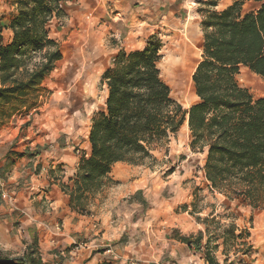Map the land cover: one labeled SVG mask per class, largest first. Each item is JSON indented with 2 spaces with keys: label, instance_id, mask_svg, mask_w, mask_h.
I'll return each mask as SVG.
<instances>
[{
  "label": "trees",
  "instance_id": "16d2710c",
  "mask_svg": "<svg viewBox=\"0 0 264 264\" xmlns=\"http://www.w3.org/2000/svg\"><path fill=\"white\" fill-rule=\"evenodd\" d=\"M65 1L15 0L17 15L5 27L13 33L11 43L4 44L0 26V106L22 112L20 107L63 59L49 25L65 17ZM252 1L259 8L244 13L243 6ZM218 3L204 2L211 9L203 13L202 59L192 77L199 102L189 111L172 98L159 68L160 47L154 42L141 50L121 51L105 71L102 82L108 96L105 109L92 120L91 155L81 157L76 175L68 180L72 186L60 183L72 210L88 212L91 196L113 183L110 174L116 164L155 162L154 153L167 152L172 137L188 122L191 150L206 154L208 188L226 199L224 213L233 206L264 211V98L255 100L238 81L243 67L264 79V0H234L221 12L215 11ZM141 193L131 199L140 196L143 202ZM193 207L190 214L204 229L196 236L176 234V239L203 254L205 264H235L241 253L252 250L245 240L250 232L239 231L235 223L221 234L210 231L209 224L222 230L221 220L228 215L215 210L202 218L204 210ZM231 242L241 247L234 260L229 254ZM35 253L12 258L0 250V264H42Z\"/></svg>",
  "mask_w": 264,
  "mask_h": 264
},
{
  "label": "crops",
  "instance_id": "0c3cea01",
  "mask_svg": "<svg viewBox=\"0 0 264 264\" xmlns=\"http://www.w3.org/2000/svg\"><path fill=\"white\" fill-rule=\"evenodd\" d=\"M82 1L95 9L86 15L76 12L80 14L76 18H88L104 9L102 16L109 15L114 22L105 25L108 24L112 37H118L119 44L107 48L96 66L91 64L93 60L91 65L86 61L80 47H74L73 54L63 50L64 58L73 55L72 59L59 61L41 85L50 95L48 103L37 113L24 109L18 120L13 118L0 127V250L14 258L35 251L42 264H54L58 258L56 249L86 240L70 251L74 259L69 264H171L175 257L177 264H205L203 254L178 239H167L165 226L151 220L148 213L140 216L139 201L121 204L122 199H131L148 187L135 172L110 174L123 188L118 190V196L110 194L98 213L97 225L91 218L72 211L61 180L56 179L59 169L64 170L67 181L76 174L80 157L75 150L83 151L87 157L91 155L92 120L104 110L96 102L98 86L112 66L109 60L114 61L121 51L130 53L145 47L130 45L138 24L151 26L161 12L166 20L175 17L179 11L188 10L190 0L78 3ZM141 9L146 10L142 17ZM16 15L14 11L10 20ZM8 25L3 24L5 45L13 39L12 31L5 28ZM60 62L64 64L58 68ZM107 96L108 89L105 100ZM121 164L125 163L115 166Z\"/></svg>",
  "mask_w": 264,
  "mask_h": 264
},
{
  "label": "rangeland",
  "instance_id": "374dc122",
  "mask_svg": "<svg viewBox=\"0 0 264 264\" xmlns=\"http://www.w3.org/2000/svg\"><path fill=\"white\" fill-rule=\"evenodd\" d=\"M204 2L206 3L208 0H190L187 3L188 10L179 11L175 14V17L172 16L167 18V20L164 18V12H161L150 24L151 26H143L141 22V24L135 27V35L132 37V41H130L132 47L146 46L149 42H154L159 45L161 55L159 68L162 78L169 85L172 98L177 101L186 112L189 111L194 104L199 102V98L194 89L192 91L187 90L188 84L183 86L181 83H177L170 74L171 72L169 71V73L168 70H165L164 63L169 54L176 48H179L180 44L184 42H186L192 50L194 66L201 61L204 43V33L202 29L203 13L211 9L207 5H204ZM233 2L234 0H219L215 11H223L232 5ZM64 6L66 12L65 17L62 19H54L49 25L51 36L60 44L62 53L63 50H65L73 54V52H75L73 48L76 46L80 47L85 53L86 61L90 64V60H93L91 64L96 66L102 61L107 48L119 44L118 37H112L109 34L108 24L105 25V23L110 22L113 24L114 22L109 19V15L106 17L102 16L104 9L101 11L102 14L98 11L96 14H93V16L89 15L88 18L80 16V19H77L78 13L86 15V13H90V9L92 12L95 9L94 7H90L89 3H85V1L78 3V0H66ZM258 8L259 4L253 1L248 2L243 6V12H253ZM14 11L15 13L17 11L15 0H0V26H3V24H10L11 20L9 16H13ZM145 11L146 10L141 9L139 13L141 15L140 17H142ZM163 19L165 21H163ZM187 37L189 41L186 39ZM64 56L65 55H63V58ZM72 56L73 55L67 59L65 57V62L72 59ZM63 62L58 64V68L63 66ZM109 62L113 66L114 61L110 59ZM102 74L103 72L101 75ZM238 81L242 87L249 90L255 100L264 98L263 78L243 67L238 76ZM100 83L101 85L98 86L96 102L99 109H105L107 85L103 84L102 79ZM49 98L50 95L48 91L40 86L39 91L31 94L28 97L27 105L20 107V110L23 112L24 109H26L25 111L29 110L33 113H37L44 104L48 103ZM18 110H13L10 105L0 106V127L13 118L18 120L22 113ZM187 120L188 116L186 117V121ZM190 143L191 133L185 122L177 135L172 137L167 146V152L161 150L154 153L156 157L155 162H148L145 165L139 166L121 164L114 166L112 172L114 175H117L133 171L137 177L143 179V183L146 182V184H148V187L144 189V191H141V200L144 201H140V196L136 199L140 204L138 208L140 216H146V213H148L151 220H154L157 224H161V226H165L163 231L167 232V239L177 240L176 234L182 236H196L200 229H204V226H198L196 217L190 214L194 209L193 204H196L197 210H204L200 215L202 218L207 217L215 210L217 214L221 213L229 216L228 218H222V230H218V227L213 224L208 225L210 231L214 232V234H221L224 228H227V226L232 223H235L239 231L250 232V238L245 240L247 244L252 246V250L247 255L241 253L239 259L235 260V264H264V211H252L244 207L236 209L233 206L230 211L224 213L223 209H225L224 202L226 199L218 193H211L208 188V183L204 174L206 154L194 153L191 150ZM77 151L78 150H75L76 156H79L81 159L85 154L83 151L79 150L81 154L78 155ZM57 175L62 183L73 185L72 182L69 183L67 180H64V170H58ZM122 188V183L120 181L113 180V183H107L101 191L91 196L87 207V213L83 214L74 210L72 211L91 218L94 224L97 225L99 222L97 219L98 213H101L104 204L109 200L110 194L112 193L113 196H118V190ZM133 202H135V199L125 198L121 200V204H132ZM184 208H188L189 212H185ZM83 241L86 240L77 241V244H73L70 247L61 246L56 249L55 251L58 258L54 264H69L72 262L74 257L70 256V251L73 249L76 250ZM242 241L243 240H240L239 242ZM113 243L114 241L111 242V244ZM235 244L236 243L231 242L229 247L231 260L235 259L234 253L236 248H241ZM2 252L5 256L12 257L8 255V252ZM217 255L222 260L220 253ZM84 264H86V262H84ZM171 264H177L176 257Z\"/></svg>",
  "mask_w": 264,
  "mask_h": 264
},
{
  "label": "bare ground",
  "instance_id": "6f19581e",
  "mask_svg": "<svg viewBox=\"0 0 264 264\" xmlns=\"http://www.w3.org/2000/svg\"><path fill=\"white\" fill-rule=\"evenodd\" d=\"M189 41V38H186ZM165 70L172 75V77L185 86L188 84L187 90L192 91L194 84L192 77L196 71L198 64L194 66V58L192 57V50L186 42L181 43L179 48L173 50L166 58L164 63ZM188 126V122H186Z\"/></svg>",
  "mask_w": 264,
  "mask_h": 264
},
{
  "label": "built area",
  "instance_id": "2783aa9c",
  "mask_svg": "<svg viewBox=\"0 0 264 264\" xmlns=\"http://www.w3.org/2000/svg\"><path fill=\"white\" fill-rule=\"evenodd\" d=\"M77 154H78V155H80V154H81V152L78 150V151H77ZM78 166H79V164H78Z\"/></svg>",
  "mask_w": 264,
  "mask_h": 264
}]
</instances>
